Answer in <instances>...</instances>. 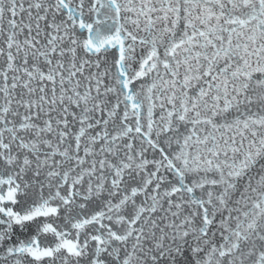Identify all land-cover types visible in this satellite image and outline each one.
I'll return each mask as SVG.
<instances>
[{
	"label": "snow or ice",
	"instance_id": "snow-or-ice-1",
	"mask_svg": "<svg viewBox=\"0 0 264 264\" xmlns=\"http://www.w3.org/2000/svg\"><path fill=\"white\" fill-rule=\"evenodd\" d=\"M0 264H264V0H0Z\"/></svg>",
	"mask_w": 264,
	"mask_h": 264
}]
</instances>
